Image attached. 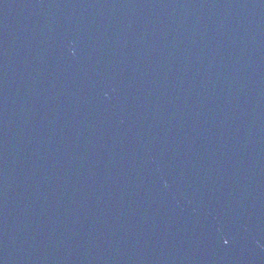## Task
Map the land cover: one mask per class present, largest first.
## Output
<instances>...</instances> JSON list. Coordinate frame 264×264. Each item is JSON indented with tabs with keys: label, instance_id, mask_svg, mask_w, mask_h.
Returning <instances> with one entry per match:
<instances>
[{
	"label": "water",
	"instance_id": "1",
	"mask_svg": "<svg viewBox=\"0 0 264 264\" xmlns=\"http://www.w3.org/2000/svg\"><path fill=\"white\" fill-rule=\"evenodd\" d=\"M0 264H264V0H0Z\"/></svg>",
	"mask_w": 264,
	"mask_h": 264
}]
</instances>
